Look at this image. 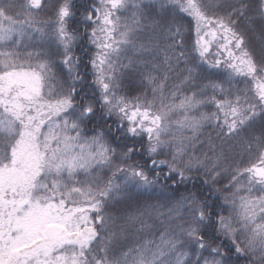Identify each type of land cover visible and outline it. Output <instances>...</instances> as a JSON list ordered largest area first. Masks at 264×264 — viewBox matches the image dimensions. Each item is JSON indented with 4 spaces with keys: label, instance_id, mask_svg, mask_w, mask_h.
<instances>
[{
    "label": "snow or ice",
    "instance_id": "1",
    "mask_svg": "<svg viewBox=\"0 0 264 264\" xmlns=\"http://www.w3.org/2000/svg\"><path fill=\"white\" fill-rule=\"evenodd\" d=\"M0 264H264V0H0Z\"/></svg>",
    "mask_w": 264,
    "mask_h": 264
}]
</instances>
